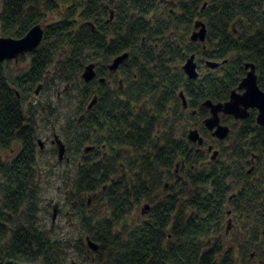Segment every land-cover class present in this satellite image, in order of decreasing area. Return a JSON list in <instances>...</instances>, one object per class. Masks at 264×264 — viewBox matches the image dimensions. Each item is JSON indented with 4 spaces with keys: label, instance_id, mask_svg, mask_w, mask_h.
I'll list each match as a JSON object with an SVG mask.
<instances>
[{
    "label": "trees",
    "instance_id": "1",
    "mask_svg": "<svg viewBox=\"0 0 264 264\" xmlns=\"http://www.w3.org/2000/svg\"><path fill=\"white\" fill-rule=\"evenodd\" d=\"M0 7V38L45 30L41 45L19 59L28 67L0 65V150L15 153L0 164V264H66L72 248L52 238L41 216L40 119L30 108L58 84L78 91L85 114L59 134L76 172L68 203L99 247L96 264H264L258 111L222 118L231 130L224 140L204 125L211 116L204 104L228 102L247 63L264 91V0H0ZM199 21L204 43L191 41ZM191 55L197 79L183 70ZM91 64L97 78L86 83ZM192 127L203 146L188 139ZM87 144L95 149L84 155ZM91 195L103 204L100 217L88 211ZM230 216L236 230L227 236ZM89 242L77 248L90 253Z\"/></svg>",
    "mask_w": 264,
    "mask_h": 264
},
{
    "label": "rangeland",
    "instance_id": "2",
    "mask_svg": "<svg viewBox=\"0 0 264 264\" xmlns=\"http://www.w3.org/2000/svg\"><path fill=\"white\" fill-rule=\"evenodd\" d=\"M200 20L204 21L203 19ZM195 30L192 31L195 32ZM195 61L198 62V57L195 58ZM28 62L27 60L22 63L18 62L16 66L25 69L28 67ZM78 105V91L74 87H69L65 91L64 84H58L50 92H42L40 98L35 99L34 103L30 104L31 111L39 115V139L45 142L44 149L38 156L41 179V216L53 239H62L71 244L72 248L67 253L66 264H96L95 258L99 247L96 251L92 248L90 253H83L77 248L79 241L86 245L88 240L90 242H93V240L82 234L80 224L74 218L70 202L67 203L70 196L67 181L74 179L75 167L71 164L67 165L66 158L59 162V156L54 154V149L50 143L53 135L55 133L59 134V131L67 122H76L81 116ZM191 130H194L193 127ZM89 146L87 144L83 149ZM14 155L15 153L12 151L3 152L0 150V164L10 161ZM99 199L98 195L88 196V211L90 214L100 217L104 213V208ZM54 214L56 216L53 221ZM130 220L133 221V217ZM233 222V216L228 217L225 225V227H228V229L226 228L227 236L236 230Z\"/></svg>",
    "mask_w": 264,
    "mask_h": 264
},
{
    "label": "water",
    "instance_id": "3",
    "mask_svg": "<svg viewBox=\"0 0 264 264\" xmlns=\"http://www.w3.org/2000/svg\"><path fill=\"white\" fill-rule=\"evenodd\" d=\"M195 32L191 36L192 42H201L206 41L207 36V27L206 24L202 21H199L195 25ZM199 29V30H197ZM45 30L42 25H37L33 27L23 38L15 39L10 37H1L0 38V65L5 61H15L19 62L21 56L29 54L35 51L43 42ZM128 54L125 53L117 57L112 65L110 66L111 71H116L121 63L128 58ZM196 56L191 55L190 58L186 61L183 66V70L186 76L189 79H197L199 77V72L197 69V63L195 61ZM207 66L216 69L221 66V64L216 62H208ZM245 68L248 70L246 77L241 81L237 90H234L231 94L230 100L226 103H214L212 101H207L204 105L208 107L211 111V117H209L204 125L212 133V136L224 140L230 134V128L221 123V118L225 116H232L236 120L246 119L251 109H256L258 111L257 123L259 126L264 127V91L260 89L258 85V75L256 72V66L252 63H247ZM96 78L95 65L91 64L86 67L82 79L86 83H90ZM103 82V79L101 80ZM182 100L184 102L185 108L188 107V103L184 94H181ZM97 97L90 103L89 108H92L97 104ZM58 144V154L59 159L62 160L65 154V147L62 141L58 137L55 138ZM188 139L203 146L204 139L201 136L200 132L195 129L190 131ZM91 148L87 149V151ZM212 152V148L209 150ZM217 157V153H214L213 159ZM56 209V208H55ZM56 214L53 215V220L55 219ZM89 245L93 250H97V246H94L93 243L89 242Z\"/></svg>",
    "mask_w": 264,
    "mask_h": 264
},
{
    "label": "flooded vegetation",
    "instance_id": "4",
    "mask_svg": "<svg viewBox=\"0 0 264 264\" xmlns=\"http://www.w3.org/2000/svg\"><path fill=\"white\" fill-rule=\"evenodd\" d=\"M197 42H199V41H197ZM197 42H195V43H197ZM128 54V53H127ZM17 64V63H16ZM120 67V66H119ZM119 69V68H118ZM118 69L116 70V71H114V72H117L118 71ZM95 72H96V68H95ZM110 72H113V71H111L110 70ZM96 78H97V73H96ZM95 78V79H96ZM94 79V80H95ZM103 79V82H101V83H104L105 82V79L104 78H102ZM101 79V80H102ZM100 80V81H101ZM92 82V81H91ZM37 93H39V92H37ZM94 107V106H93ZM92 107V108H93ZM92 108H89V106H88V110H92ZM208 108V107H207ZM209 109V108H208ZM210 110V109H209ZM250 112V111H249ZM33 114L35 113V112H32ZM210 113H211V111H210ZM41 114V113H40ZM43 115V114H42ZM39 116V115H38ZM211 117V116H210ZM226 117V116H225ZM232 117V116H231ZM39 118V117H38ZM85 118V114H82L81 113V116L78 118V122L79 123H81V121L83 120ZM222 118H224V117H222ZM221 118V119H222ZM234 118V117H233ZM235 119V118H234ZM236 120V119H235ZM238 121V120H237ZM262 127V126H261ZM37 133H38V129H37ZM56 137H58L59 138V140L60 141H62V143L64 144V147H65V154H64V157L62 158V160L64 159V158H66V161L67 162H69L70 161V158H67L68 157V155L70 154V149H69V146L63 141V139L61 138V136H60V134H54L53 135V139H51L50 140V143H51V145H52V148L54 149V151L53 152H56L57 151V156H59V154H58V144H57V140L55 139ZM37 144H38V146H39V153L40 152H42V150L44 149V146H45V142L43 141V140H41V139H39V135H37ZM89 148H91V150H89V151H87V149H89ZM95 148L94 147H87V148H85L84 149V151H83V154L84 155H88L91 151H93ZM210 150V149H209ZM210 152V151H209ZM211 153V152H210ZM215 153V152H214ZM214 153H213V155H211L212 156V159H213V156H214ZM216 159V158H215ZM58 160H59V162H61L62 160H60L59 158H58ZM67 203H68V201H67ZM54 221V220H53Z\"/></svg>",
    "mask_w": 264,
    "mask_h": 264
}]
</instances>
